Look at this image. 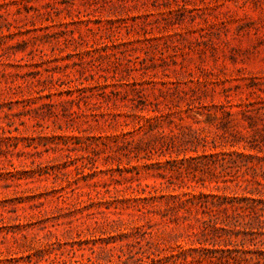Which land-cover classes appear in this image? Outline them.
I'll return each instance as SVG.
<instances>
[{"label":"rangeland","instance_id":"rangeland-1","mask_svg":"<svg viewBox=\"0 0 264 264\" xmlns=\"http://www.w3.org/2000/svg\"><path fill=\"white\" fill-rule=\"evenodd\" d=\"M222 152L264 165V0H0V264L212 248L181 200L256 188Z\"/></svg>","mask_w":264,"mask_h":264},{"label":"trees","instance_id":"trees-1","mask_svg":"<svg viewBox=\"0 0 264 264\" xmlns=\"http://www.w3.org/2000/svg\"><path fill=\"white\" fill-rule=\"evenodd\" d=\"M224 138L228 141L226 137ZM201 141L208 144L207 138H199V142ZM213 141L215 142V140ZM233 155L238 158L245 156L237 152L211 154L206 156L210 161H207L203 167L218 166L222 170L221 174L226 173L233 179H223L222 176H218L217 179L224 184L230 182L240 186L241 182L235 175L247 165L239 163L237 160H227L226 156ZM250 158H255V156L251 155ZM192 160L195 158L187 161L189 166L192 165ZM175 164L178 165V163ZM259 169L262 170L261 176L264 179L263 165L260 168L247 167V171L252 172V179L245 178L243 180L244 183H247V187L248 185L256 186L254 190L250 191L251 196L237 194L228 196L201 192L198 196L188 194L189 197L185 201L181 200L183 208L189 205L199 207L203 214L202 218H196L199 222V232H193L190 236L201 235L204 239H198L199 243H209L213 246L212 248L200 247L190 251L180 247L178 252H171L165 257H149L150 260L143 264H264V250L260 248L264 246V183L257 179ZM152 188L157 191L156 187ZM150 194V197L138 196L134 198L140 218L146 217L149 203L156 200L151 192ZM247 242L256 249L249 251L239 249Z\"/></svg>","mask_w":264,"mask_h":264}]
</instances>
